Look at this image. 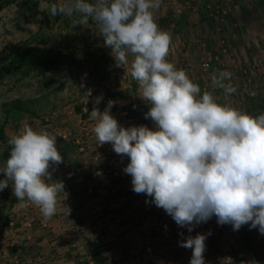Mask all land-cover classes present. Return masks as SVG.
Here are the masks:
<instances>
[{
    "label": "clouds",
    "instance_id": "clouds-1",
    "mask_svg": "<svg viewBox=\"0 0 264 264\" xmlns=\"http://www.w3.org/2000/svg\"><path fill=\"white\" fill-rule=\"evenodd\" d=\"M160 6L161 0H65L50 6L53 16L79 14L81 24L90 18L111 50L115 67L128 65L132 56L130 75L142 90L140 98L150 105L144 118L154 129L120 125L110 113L116 101L109 100L103 112L94 106L89 118L97 121V141L129 158L123 171L132 177L133 192L146 194L188 233L215 216L220 226L238 231L248 225L264 235V114L254 117L219 104L207 91L197 98L199 85L166 59L172 37L154 20L153 10ZM231 75L218 71L212 76L226 98L237 91L225 83ZM7 145L0 191L11 181L13 196L37 206L45 220L58 211L69 216L67 204L58 208L64 183L52 182V173L63 163L56 136L25 124ZM210 235L197 233L178 242L192 250L189 264H205Z\"/></svg>",
    "mask_w": 264,
    "mask_h": 264
},
{
    "label": "rangeland",
    "instance_id": "rangeland-1",
    "mask_svg": "<svg viewBox=\"0 0 264 264\" xmlns=\"http://www.w3.org/2000/svg\"><path fill=\"white\" fill-rule=\"evenodd\" d=\"M34 1L37 3L38 13L33 18L22 15L23 0L12 2L0 11V65L5 62L7 50L34 45L51 49L53 56L60 55L61 67L40 76L15 75L2 81L0 127L6 123V132L11 137L19 134L25 124L37 132L48 131L55 135L63 163L52 175L56 180H61L63 174L69 172V168L72 172L76 171L69 164L91 165L101 162L102 156L111 154L112 157L109 156L106 162L113 163L115 155L112 145H99L93 131L97 121L89 117L94 106L103 112V105L107 106L104 100L108 94L117 91L111 92L108 89L113 73L112 60L108 58L106 63L100 61L99 53L104 40L91 19L81 24L79 14H74L71 18L59 14L53 16L49 11L50 6L61 1ZM89 2L94 3L95 0ZM195 3V10L187 11H190V16L199 18L197 21L202 24L198 23L193 32L201 34V39L211 36L214 49L206 42L207 48L216 53L222 51L221 42L225 41L230 55L221 54V51L217 53L220 54L221 68L227 70L232 65L233 69L239 71L231 74L242 83V107L249 109L257 106L259 108L255 109L259 113L256 116L264 114V0H196ZM174 11L177 15L183 13L179 8ZM202 16L209 23L203 24L200 21ZM232 37L233 40L241 39L240 42L237 41L240 48L232 46L236 44L231 41ZM101 96V102L94 105L95 99ZM18 100L28 112L10 111L7 114L8 108ZM5 147L6 144L0 140V167L7 160L2 157ZM115 173L118 172H114L113 176H117ZM0 179H3L2 175ZM109 186H105L106 193L110 190ZM69 188L72 192L75 189L72 185H67L64 190L70 192ZM93 193L90 190L89 195ZM67 197L73 200V197ZM69 202L62 201L61 206H66ZM25 203L27 207L24 206ZM77 203L79 202L75 201L72 204ZM85 207L89 209L88 204ZM3 213H8L10 218L8 223L0 221V264H157L146 262L139 253L132 262H124L119 255H114L117 252H113L111 247L88 244L90 241L83 234L74 233L65 237L61 227L63 228V224L68 225L71 218H65L67 221L62 218L60 223V218L54 222L52 218L45 220L37 206L28 201L21 202L13 196L11 181L8 188L0 191V214ZM52 223L58 224L55 231ZM48 227L52 228L51 233L46 232ZM69 228L65 227L66 233L71 232ZM255 231L250 235L242 227V251H239L240 255L237 257L234 251L231 253L226 248L233 256L234 264H251L252 261L264 264V235L258 229ZM52 234L56 236L55 240L65 239L63 242L66 247L62 248L59 243L49 246L52 237L48 239L46 236ZM66 238H69L68 241ZM247 238L249 242L246 241ZM101 252L107 257L99 258ZM219 261L221 260L214 264Z\"/></svg>",
    "mask_w": 264,
    "mask_h": 264
},
{
    "label": "crops",
    "instance_id": "crops-1",
    "mask_svg": "<svg viewBox=\"0 0 264 264\" xmlns=\"http://www.w3.org/2000/svg\"><path fill=\"white\" fill-rule=\"evenodd\" d=\"M59 1L61 3L65 2V0ZM170 3L168 0L161 1L160 8L153 10L154 20L159 28L168 32L172 37L170 51L166 57L168 62L173 63L177 70L183 69L192 82L199 85L201 92L197 98H200L207 91L213 95L217 103L230 105L255 117L259 113L255 109L257 106L249 107V109L242 107V83L233 76L234 73L239 72L237 69H233L232 65H229L227 70L221 68L220 65L218 66L219 71H231L230 73L233 74L231 80L225 81V83H230L237 91L227 98L223 90L213 84V75L202 74L200 68L203 51L202 43L207 42L212 49L214 47L212 46L211 40L213 38L211 36H208L209 40L207 38L201 39V34L194 33V27H197L198 23L200 24L201 22L197 21L199 18L190 16V11H187V9L195 10L196 3L192 2L193 4L190 6L184 5L185 1L178 6H171ZM178 8L183 11V13L181 11L182 14L180 15H177L174 11V9ZM201 18L200 21H203V24H207L208 21L204 20L205 17L202 16ZM231 41L238 44H233L234 48H240V44L237 43V41H241L240 38L233 40L232 37ZM220 51L217 53H220ZM110 58L112 60L113 73L108 83V89L111 92H117H115L114 96L107 97L104 103L107 104L109 100L116 101L110 110L111 115L124 127L147 125L149 128L154 129L152 121L144 118V114L149 110L150 105L147 104V101L140 98L142 90L139 88L138 82L130 75V63L133 57L129 56V64L123 68L115 67V61L111 55ZM238 59L241 60V58ZM238 89L241 90L240 93ZM246 105L249 106V104ZM103 106L105 109V105ZM114 155L112 158V161H114L111 164H107L106 160L109 156L112 157V154L104 155L100 158L101 162L91 165L88 163H84V166H80L81 163L69 164L71 168H76V171L72 172L69 168V172L63 174L61 180H56L55 176L52 175L53 183L63 181L64 187L67 185L75 187L73 192L69 188L70 192L64 190L57 197L59 207L62 201L64 203L65 201L71 202V204L70 202L67 204L71 208L70 215L66 216L58 211L52 217V222L60 218L59 223L62 218H71L68 221V225L63 224V228L61 227V232L65 233V237L74 233L86 235L90 241L88 244L100 247L107 245L106 248L111 247L113 252L115 250L117 253L114 255H119L124 262H132L139 253L148 263L189 264L192 250L178 246V242L188 235L195 236L197 233L206 234L211 232V235L205 241L206 250L203 255L205 264H214V262L224 257L226 248L231 253L234 251L233 253L236 254V257L240 255L242 251V227L250 235L256 232L255 230L257 229H250L248 225L242 226L238 231H234L232 226L228 224L220 226L217 224L216 217L213 216L206 223L197 225L191 233H188L186 228L179 227L163 209L151 203V198L147 197L146 194L133 192L132 177L123 171L129 163V158L126 156L122 158L115 152ZM64 167L66 168L67 166ZM114 172H118L117 176H113ZM108 185H113L115 190H109L106 193L105 186ZM90 190L94 191L91 195H89ZM74 192L75 194H73ZM67 196L73 197V200L68 199ZM75 201L79 203L76 205L72 204ZM86 204L89 205V209H86ZM146 209H149V211H146ZM135 213H139L141 219L135 225L130 226L131 216ZM65 221L67 220L65 219ZM52 226L54 231L58 228V224L53 225L52 223ZM66 226L70 227L69 230L71 232H65ZM45 230H47V233H51L52 228L48 227ZM180 233H183V236ZM51 237L52 240L49 246L52 247L59 243L62 248L66 247L63 242L65 239L55 240L56 236L54 234L46 236L48 239H51ZM68 239L66 238V241ZM246 241H248V238ZM68 246L70 247V244ZM98 256L99 258L107 257L102 252Z\"/></svg>",
    "mask_w": 264,
    "mask_h": 264
},
{
    "label": "trees",
    "instance_id": "trees-1",
    "mask_svg": "<svg viewBox=\"0 0 264 264\" xmlns=\"http://www.w3.org/2000/svg\"><path fill=\"white\" fill-rule=\"evenodd\" d=\"M17 0H0V11L4 7ZM37 3L34 0H23L22 5V15L25 18H33L37 15ZM111 50L103 47L100 49V61L105 62V60L110 58ZM60 55L53 56L51 54V49L42 48L40 46H27L19 47L7 50L4 56V63L0 65V83L4 81L8 76L21 75L22 77H28L31 75H44L53 70L61 67L59 62ZM115 93L108 94V98L114 96ZM7 114L10 111H17L20 113L28 112L26 109L22 108L21 101L18 100L13 105L8 108ZM6 132V123L0 127V140L6 144L3 151L2 157L7 159L9 156V146L7 145V140L10 138ZM9 214H0V221L3 223H8Z\"/></svg>",
    "mask_w": 264,
    "mask_h": 264
},
{
    "label": "built area",
    "instance_id": "built-area-1",
    "mask_svg": "<svg viewBox=\"0 0 264 264\" xmlns=\"http://www.w3.org/2000/svg\"><path fill=\"white\" fill-rule=\"evenodd\" d=\"M161 1H166V0H161ZM168 1L171 2L170 3L171 6H178L183 1H185L184 5L190 6L191 4L195 3L196 0H168ZM221 45H222L221 54L223 53V54L227 55V53L229 52L230 49L226 45L225 41H222ZM201 47L203 50L201 60H200L201 72L204 75H213V73H216L219 71L218 66L220 65V54H217L214 51L208 49L206 43H202ZM204 65L208 66L207 69H205ZM222 66H224V65L222 64ZM115 175H117V173H115ZM109 188H110V190H113V189L115 190V187L113 185H110ZM146 211H149V209H146ZM140 217L141 216L139 213H135L134 215H132L131 216L132 222L130 223V226L135 225V223L140 219ZM216 264H234V258L230 253H228V250H225L224 257H222L221 261H219Z\"/></svg>",
    "mask_w": 264,
    "mask_h": 264
}]
</instances>
